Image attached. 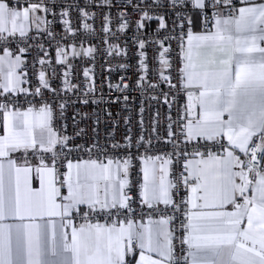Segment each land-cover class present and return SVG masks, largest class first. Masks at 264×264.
<instances>
[{
    "label": "snow or ice",
    "instance_id": "obj_1",
    "mask_svg": "<svg viewBox=\"0 0 264 264\" xmlns=\"http://www.w3.org/2000/svg\"><path fill=\"white\" fill-rule=\"evenodd\" d=\"M112 6L0 0V264H264V0H139L135 20ZM105 85L126 111L132 91L168 106L163 136L143 106L135 137L125 116L101 143L83 112L69 133L73 99ZM77 116L95 117L91 142Z\"/></svg>",
    "mask_w": 264,
    "mask_h": 264
},
{
    "label": "built area",
    "instance_id": "obj_2",
    "mask_svg": "<svg viewBox=\"0 0 264 264\" xmlns=\"http://www.w3.org/2000/svg\"><path fill=\"white\" fill-rule=\"evenodd\" d=\"M50 3L54 5H63L64 7H67L70 4H78L82 6L83 10H89L91 12H95L98 15L101 13H107L109 11L108 8V2H110L113 6L111 8V14L113 16H116L120 12L127 13L133 20L138 18V12L139 10L132 7L133 3L139 2V0H95V4L92 5V0H49ZM89 5H92L89 7ZM101 5L103 7L101 8ZM64 7H54L53 11H55L57 14L64 10ZM73 15L76 14V9H72ZM139 15H142V13H139ZM48 19L52 20L51 14L48 15ZM91 22V21H90ZM94 27H98V22L93 25ZM118 26V25H117ZM56 31L57 33H60L62 31V21H57L56 23ZM134 28L129 29L127 31V38L129 40V44L131 45V38L133 37ZM43 42V41H42ZM100 41L98 38L92 39L91 44L96 45L99 44ZM55 46V41H53V47ZM47 47V45H46ZM103 47H107V45H103ZM175 47V45H174ZM135 50V49H133ZM88 58H85L87 60ZM130 63H137V60L135 57ZM79 63V61H77ZM87 67L94 68L96 76H97V85H100V83L103 81V78L105 75H107V70L109 67H112L113 64L111 62V57H106L104 55H100L97 57V60L92 64H87ZM124 74L123 70H118L116 72H113L110 79L113 83L119 82V76ZM128 75L132 77V80L136 79V76L129 71ZM130 97L129 100V108L130 111L124 110V103L121 100L119 103H110L109 98H114L117 95H122L121 93H117L115 90H112L111 92L105 85L103 89V95L104 100L100 101V93H96L94 98L99 101L98 104H89L87 106L79 104L75 98L73 99L72 103L76 105L75 108L70 107L68 109V115L69 119L66 121L68 125V132L72 133L75 125L71 119V115L73 112H83L87 113L89 116H93V114H98L100 119L99 124V138L100 142L104 143L105 139L109 137L110 132L113 131L112 125L115 122H119V127L115 129V136L117 141H121L123 137L126 134L127 125L124 123V117L125 116H131L132 117V123H131V130L132 134L135 137L140 132V126L137 124L138 120V113L139 108L143 106L145 109L144 111V120H145V127L148 126V123L152 121L153 115L156 111H159L160 113V124L161 127L159 128V132L161 136H163L164 128L163 125L167 122L166 116L168 113V106L164 105L162 102H157L154 100H151L149 98L148 94L139 92V91H132L127 93ZM71 95V94H70ZM178 104H183L184 99L180 98L177 102ZM177 105H172V117L175 119V113H176ZM106 110L110 111L112 113L111 117H108L106 115ZM119 113V115H117ZM77 121L80 124L81 128H84L87 132V141L91 142L94 139V132L93 129L95 127V117L88 120H81L79 116H77ZM107 121V123H105ZM77 143L84 144L85 140H78ZM163 148L164 146L161 145ZM139 177L136 175V173H133V180H137Z\"/></svg>",
    "mask_w": 264,
    "mask_h": 264
}]
</instances>
